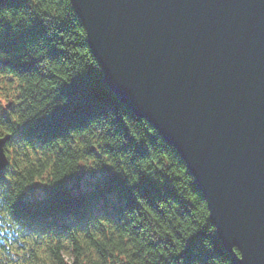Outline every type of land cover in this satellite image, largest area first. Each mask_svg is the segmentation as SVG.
Listing matches in <instances>:
<instances>
[{
    "label": "trees",
    "instance_id": "trees-1",
    "mask_svg": "<svg viewBox=\"0 0 264 264\" xmlns=\"http://www.w3.org/2000/svg\"><path fill=\"white\" fill-rule=\"evenodd\" d=\"M7 133L6 207L59 238L29 264H233L184 160L103 82L70 0H0Z\"/></svg>",
    "mask_w": 264,
    "mask_h": 264
},
{
    "label": "water",
    "instance_id": "water-1",
    "mask_svg": "<svg viewBox=\"0 0 264 264\" xmlns=\"http://www.w3.org/2000/svg\"><path fill=\"white\" fill-rule=\"evenodd\" d=\"M70 3L103 82L184 160L232 263L264 264V0Z\"/></svg>",
    "mask_w": 264,
    "mask_h": 264
},
{
    "label": "clouds",
    "instance_id": "clouds-1",
    "mask_svg": "<svg viewBox=\"0 0 264 264\" xmlns=\"http://www.w3.org/2000/svg\"><path fill=\"white\" fill-rule=\"evenodd\" d=\"M5 13H8V12L5 11ZM177 243H179V241H177ZM180 251H181L180 248H177V249H176V253H178V252H180ZM217 260H218L217 258H215V257L213 258L214 264H217Z\"/></svg>",
    "mask_w": 264,
    "mask_h": 264
},
{
    "label": "snow or ice",
    "instance_id": "snow-or-ice-1",
    "mask_svg": "<svg viewBox=\"0 0 264 264\" xmlns=\"http://www.w3.org/2000/svg\"><path fill=\"white\" fill-rule=\"evenodd\" d=\"M0 139H2V138H0Z\"/></svg>",
    "mask_w": 264,
    "mask_h": 264
}]
</instances>
